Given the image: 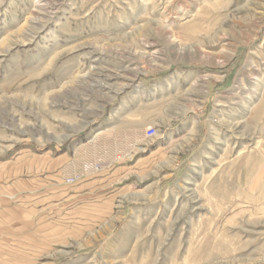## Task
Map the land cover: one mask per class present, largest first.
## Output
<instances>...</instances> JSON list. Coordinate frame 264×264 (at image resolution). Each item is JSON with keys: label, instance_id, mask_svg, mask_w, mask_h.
<instances>
[{"label": "rangeland", "instance_id": "rangeland-1", "mask_svg": "<svg viewBox=\"0 0 264 264\" xmlns=\"http://www.w3.org/2000/svg\"><path fill=\"white\" fill-rule=\"evenodd\" d=\"M72 138L146 176L34 264H264V0H0V159Z\"/></svg>", "mask_w": 264, "mask_h": 264}, {"label": "crops", "instance_id": "crops-1", "mask_svg": "<svg viewBox=\"0 0 264 264\" xmlns=\"http://www.w3.org/2000/svg\"><path fill=\"white\" fill-rule=\"evenodd\" d=\"M175 127L169 125L167 132L175 134ZM143 133L135 137L139 144ZM73 139L62 146L18 151L0 159V264L50 260L52 248L70 245L69 240L77 242L76 235L90 228L85 224L89 220L109 221L116 189L129 187L133 174L146 176L141 165L147 162V154H140L134 163L120 159L98 169L88 165L79 152L83 148ZM166 142L158 141L151 150L161 151ZM164 163L163 167L169 166ZM242 173L238 168L236 178Z\"/></svg>", "mask_w": 264, "mask_h": 264}, {"label": "built area", "instance_id": "built-area-1", "mask_svg": "<svg viewBox=\"0 0 264 264\" xmlns=\"http://www.w3.org/2000/svg\"><path fill=\"white\" fill-rule=\"evenodd\" d=\"M146 137H153L155 135V128L153 126H148L146 128ZM72 181V180H69Z\"/></svg>", "mask_w": 264, "mask_h": 264}, {"label": "bare ground", "instance_id": "bare-ground-1", "mask_svg": "<svg viewBox=\"0 0 264 264\" xmlns=\"http://www.w3.org/2000/svg\"><path fill=\"white\" fill-rule=\"evenodd\" d=\"M4 41V40H3ZM5 42V41H4ZM165 164V163H164ZM105 226H107V225H105ZM108 228V227H107ZM93 235V233L91 234V236ZM80 248H82V247H80ZM68 255V253L67 252H65V253H61L60 254V256H67Z\"/></svg>", "mask_w": 264, "mask_h": 264}]
</instances>
